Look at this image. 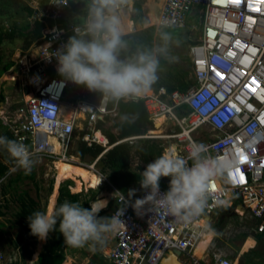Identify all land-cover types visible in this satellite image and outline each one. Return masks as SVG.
<instances>
[{"label":"built area","instance_id":"built-area-1","mask_svg":"<svg viewBox=\"0 0 264 264\" xmlns=\"http://www.w3.org/2000/svg\"><path fill=\"white\" fill-rule=\"evenodd\" d=\"M49 2L42 16L30 5L34 9L31 21L44 18L46 25L38 41L20 52L7 70L15 77L6 80L19 83L30 97L26 95L10 120L0 119L17 141L28 146L31 159L60 161L70 158L76 121L82 113L89 117L88 129L93 131L97 118L113 110L101 98L98 104L86 99L85 87L65 81L56 71L55 58H44L66 43L74 24L64 21L72 0L66 5ZM195 6L197 12H193ZM191 21L199 32L189 46L194 82L185 91L168 92L163 87L141 98L150 116L161 119L160 127H167L166 133L150 137L163 139L164 152L184 157L191 142L203 143L213 157L232 160L234 166L210 181L204 213L187 222L165 216L150 204L135 211L130 203L143 198L144 190L131 197L116 189L111 194L116 203L111 215L118 209L124 212L123 225L112 234L114 244L103 264H160L175 250L188 255L184 264H235L209 248L200 257L194 254L206 230L205 214L221 208L233 207L240 215L249 212L261 221L258 231L264 230V0H164L157 26L183 29ZM201 96H205L203 101ZM220 113L227 117L221 118L222 126L215 122ZM51 137L57 139L61 152L55 151ZM83 139L107 144L104 137L87 132ZM242 156L247 160L242 162ZM99 175L101 183L108 181L105 174ZM160 188L163 192L168 186L160 182ZM21 255L18 248L15 259L21 261ZM0 264H10L1 243ZM86 264L98 263L90 259Z\"/></svg>","mask_w":264,"mask_h":264},{"label":"clouds","instance_id":"clouds-1","mask_svg":"<svg viewBox=\"0 0 264 264\" xmlns=\"http://www.w3.org/2000/svg\"><path fill=\"white\" fill-rule=\"evenodd\" d=\"M68 0H56L53 4L66 5ZM129 0H86V12L80 22L72 26V35L55 51L44 56L57 62L56 71L67 82L85 87L100 96L102 104L118 106L120 102H132L149 95L159 81L161 61H171V48L175 40L172 32L158 30L151 46L138 47L132 51L125 37L128 35L123 17ZM43 15L38 3L33 5ZM167 27V25H165ZM55 31V30H54ZM205 96H201L203 101ZM220 113L216 124L222 126ZM122 120L130 122V114ZM134 119V118H132ZM0 147L16 161L26 173L31 171L33 161L26 144L0 136ZM188 161H191L189 165ZM234 161L213 157L207 145L191 142L187 156L165 151L153 159L141 171L139 184L146 195L131 201L135 211L150 204L165 216L180 221H190L205 211L210 181L230 172ZM162 178H170L167 191H161ZM135 189L129 191L135 195ZM85 208L79 202L65 200L59 206H48L28 215V226L33 236L46 241L49 234L59 231L65 245L92 250L107 244L109 235L118 231L124 212L117 210L111 216L99 213L107 207L92 202Z\"/></svg>","mask_w":264,"mask_h":264},{"label":"rangeland","instance_id":"rangeland-1","mask_svg":"<svg viewBox=\"0 0 264 264\" xmlns=\"http://www.w3.org/2000/svg\"><path fill=\"white\" fill-rule=\"evenodd\" d=\"M79 1V0H78ZM135 5L133 10L127 14L128 18L132 19L134 23V30L132 31V24L130 19H127L126 16L124 17V22L126 26V31L133 32L137 38L146 37V32L149 35L150 29L153 27L152 23H158L159 21V13L163 6L164 0H134ZM132 3V1H130ZM148 2V7L146 5ZM35 3H38L39 8L41 9L42 13L45 14L47 9L49 8L50 2L49 0H35ZM86 0L82 2H75L77 6V10L74 12V16L79 17L84 15V11L86 10L85 7ZM34 5V0H0V29L5 28L8 29L12 25L17 24L19 26L29 23V14L27 6ZM150 7V8H149ZM35 8V7H34ZM128 8V6H126ZM198 11V6L193 7V12ZM150 12V14H149ZM151 17V21L149 16ZM73 18V17H72ZM77 18V17H76ZM43 20H45L43 18ZM146 22V23H145ZM192 21L189 23L187 28L183 29H174L172 32L174 38L178 43H173L171 48V56L175 57V60L161 61V70L159 72V76H163L167 78L169 82H176L177 77L182 76L183 81H190L194 78L193 68H192V61L189 54V46L192 44V41L196 39L199 35V32L196 28L191 27ZM158 30H165L169 31L165 27H160L159 29L155 28L154 26V33L152 36V41L147 46H151L156 39V33ZM24 39L21 37L16 38L13 41H6L4 43V51L7 55L12 56V58L16 59V56L20 51L24 48ZM138 47H143L142 44H139ZM15 77L13 74L9 73V71H5L2 76L0 77V95L1 93L5 96L3 101H0V116L6 117L7 120H10L11 117L16 113L17 109L21 108L25 99L26 95L29 94L27 89H23L19 83L16 81H9ZM9 79V80H6ZM86 98L91 101H99V95L96 93L89 92L86 90ZM74 98L76 95H72ZM107 127L111 125V121L106 124ZM86 129V126H78L75 131L74 140L72 142L71 148L68 151V154L72 153H79V141L83 140V134ZM167 131V127L164 125L161 131ZM159 133V132H156ZM51 143L55 146V151L57 153L61 152V148L51 140ZM171 142V141H170ZM78 145V146H77ZM74 160L73 156H70L69 160ZM76 160V159H75ZM33 164L31 167V171L27 172L28 176L23 183L20 184L19 190H29L33 196L39 197L42 203V208L44 209L46 205L51 206L55 204L56 196L58 194L60 184L64 186H68L71 193L80 194L78 198V202L81 205L84 203L86 205L87 201H90V204L100 197L102 194L104 198H108V200H113L112 196L110 195V189L107 186H100L101 180H99L100 175L99 172L105 174L102 171V164L101 162L96 163V158L92 156H87L84 160L79 162L80 168L75 167L72 168L68 167L70 161L68 160H54L50 157H37L32 159ZM58 162V163H57ZM63 164V167H59ZM73 164V163H72ZM78 164V163H76ZM17 165L12 169H16ZM20 168L17 170L19 171ZM23 170V169H22ZM73 170V172H71ZM24 171V170H23ZM66 171V172H65ZM34 174L35 178L32 180L31 176ZM5 178L0 177V198L2 197V189L1 182ZM85 179V180H83ZM170 179V178H165ZM105 185V184H104ZM80 189H76L78 187ZM141 189V187H140ZM96 194L97 199L93 200V195ZM50 198V199H49ZM91 198V199H90ZM6 199L10 200V208L6 209L3 207V211L8 213L7 216H2L1 218L7 222L4 223V226L0 227V230L6 231V233H0V243L6 242L8 245V237H14L15 234L18 232V228L14 225L15 217H13L16 207H17V196H12L11 194L6 196ZM49 201V203H48ZM53 201V202H52ZM52 202V203H51ZM83 205V206H85ZM46 209V208H45ZM112 210V206L103 210V215L101 217L110 216V212ZM242 210V209H241ZM209 235H212L211 233ZM54 239V235L52 233L49 234L48 239L46 240L48 244L52 242ZM209 240V237H208ZM46 241L40 240L38 237L35 241H27L25 242L21 258L23 264L25 261L28 264H31L32 259H36L38 252L41 250L43 243ZM4 245L5 252L7 253L8 260L10 264L13 263L15 260V252L13 249L11 250L10 247ZM34 251H33V250ZM36 250V252H35ZM73 250V249H72ZM76 251L85 253L86 251L75 249ZM33 252V254H30ZM70 253V252H69ZM25 254V258H24ZM35 254V255H34ZM20 259V257H19ZM26 259V260H25ZM69 264V261L66 262Z\"/></svg>","mask_w":264,"mask_h":264},{"label":"trees","instance_id":"trees-1","mask_svg":"<svg viewBox=\"0 0 264 264\" xmlns=\"http://www.w3.org/2000/svg\"><path fill=\"white\" fill-rule=\"evenodd\" d=\"M26 8L29 11L28 14L30 17L33 13V9L29 6ZM45 25L46 23L44 21L36 19L21 26L14 24L8 29H0V77L15 63L12 56L5 53L4 43L21 37L24 39L23 50H27L41 37L42 30ZM166 29H169V31L174 30V28ZM153 33L154 27L150 29L149 35L146 32V37L142 36L141 38H137L135 34L130 33L125 37V39L128 41L130 49L135 51L139 44H142L143 47L150 44ZM159 77V81L153 87L155 92H158L162 87H165L168 92H172L175 89L185 91L194 82V78L190 81H183L182 76L177 77V81L175 83L169 82L167 78H164L163 76ZM4 99L5 96L1 93L0 101H3ZM114 106L115 105L109 104L110 109L114 108ZM124 114H130V122H126L121 119ZM107 119L113 120V123L109 128H103L104 123L101 120L98 122V127L103 128L104 132L107 134L109 145H112V147L104 153L105 147L103 145L95 142L89 145L86 141H80L78 156L82 159L85 158L86 155L96 158L104 153L99 162L102 164V171L105 172L111 183L124 194L130 196L129 191L132 189L136 190V194L141 191L139 184L141 171H143L146 165L152 162L154 158L163 153V141H161V139L141 137L134 141L118 142L119 140L130 136L152 134L156 129L154 122L150 119L145 102L142 99L132 102H120L117 106V115L114 118L107 116ZM112 128L116 129L117 133H114ZM0 136H6L11 140L17 141L11 130L3 124L1 119ZM72 163L73 162L67 163L68 167L72 166V168H80L81 164ZM16 165V161L9 156L4 148L0 147V177L5 178L1 182V187L3 185L2 195L7 196L11 194L12 196H17V207L13 217L16 218L15 222L22 227V232L15 236L16 239L15 237H8L7 239L10 244H7L8 247H10L11 250L15 249L14 251H17L18 245L23 243L25 240H36L37 237L33 236L30 232L27 217L36 210H45L42 208V203L39 197L33 196L29 190H19L20 184L25 181L28 173L23 171L21 168L17 171L19 169L18 166L15 170H12V168ZM71 172H73V170ZM31 178L34 180V174ZM160 182L165 187L169 184V180L165 178H162ZM80 188L79 186L76 187V189ZM79 196L80 194L71 193L68 186L61 184L55 205L59 206V204H62L65 200L78 202ZM96 199L97 196L94 194L92 201ZM97 203L102 206L106 203V199H102ZM90 206V201H87L85 208H90ZM3 207L6 209L10 208V200L6 199V203L0 206V215L7 216L8 213L2 210ZM3 225L4 222L0 219V227ZM0 233H3V231L0 230ZM51 233L54 235V239L44 248L43 251H41L36 264H62L66 258L64 249L62 248V244L64 242L62 234L59 231ZM30 254H32V252H30L29 255ZM22 259L21 261L15 259L12 264H23L24 259L23 261ZM24 264H28V262L25 261Z\"/></svg>","mask_w":264,"mask_h":264},{"label":"crops","instance_id":"crops-1","mask_svg":"<svg viewBox=\"0 0 264 264\" xmlns=\"http://www.w3.org/2000/svg\"><path fill=\"white\" fill-rule=\"evenodd\" d=\"M74 1L75 2H79V1L82 2L83 0H79V1L78 0L77 1L76 0H72V7L68 8L66 10V19L64 21L67 22V23H70V24L71 23L80 22L83 19V16L82 17L81 16L79 17V15L78 16H74V12L77 10V6H76V4H74ZM130 1H132V3ZM163 3H164V1H163ZM128 5H129L128 8L125 7L124 10H123V16H126V17H127V14H129L133 10V7L135 5V1L134 0H129ZM146 5H147V7L149 6L148 2H146ZM85 12H86V10L84 11V13ZM33 13H34V9H33ZM149 14H150V12H149ZM148 16H149L150 21H151L150 15H148ZM30 17H29V19H30ZM127 19H130L131 24H132L131 25L132 26V31H133L134 30V23L132 22L131 18L127 17ZM34 20H36V19H34ZM41 21H43V20H41ZM44 22H45V20H44ZM151 24H152L153 27L155 26V28H157V29L160 28V27L157 26V23H152L151 22ZM129 32L133 33L131 31H129ZM130 33H128V34H130ZM20 52H25V50H22ZM17 56H16V58H17ZM13 60H14V58H13ZM84 89H85L84 96L86 98L85 93H86L87 89L86 88H84ZM72 98H74V97L72 96ZM99 101H100V96H99ZM99 101L98 102L91 101V102L98 104ZM109 104H108L109 111H112V110L113 111L104 114L102 117H98L96 122L93 123V125L91 126L94 129L93 131L88 129L89 128V117H83L84 116L83 113L80 115L81 117H79L77 119L76 127H75V131H76V128L78 126H83L84 125V126H86L84 134L87 132V133H90L92 136L93 135H97L99 137H104L105 139H107V144L106 145H104L103 143L95 142V143L101 144V145H103L105 147L104 153L108 149H110L112 147V145H109V140H108L107 134L103 130V128H109L112 125V123H113V120H108L107 116H110V117L114 118L117 115V106H114V108L110 109L109 108ZM150 119H152V121L154 122L155 128H156L152 134H155L156 132L160 133L163 126L160 127L159 126L160 122L158 123L151 116H150ZM99 120L103 121V123H104L103 128L102 127H98ZM110 121H111V125L107 127L106 124H108ZM112 131L114 133H117V130L114 129V128H112ZM84 134H83V136H84ZM152 134H147V135H143V136L142 135H140V136H130V137L124 138L122 140H119L118 142L134 141V140H136L138 138H141V137L153 138V137H150V135H152ZM74 136H75V132H74ZM155 139H160V138H155ZM81 141H86V140L83 139ZM161 141H163V139H161ZM86 142L89 145L91 143H93V142L89 143L88 141H86ZM163 152H164V150H163ZM102 155H100L99 157H96V161H95L96 163L99 162V160H100ZM70 156H74V158L76 160H72L71 159V160H68V161L79 164V162L81 163V161L84 160L88 155H86L85 158H83V159L80 158L78 156V154H76V153L75 154L72 153V154H70ZM12 170H14V169H12ZM106 177H107L108 181L102 182V183H99V184H100L101 187L102 186L109 187L110 195H111L113 192H115V190L117 188L111 183V181L109 180L107 175H106ZM102 194L105 195V193H102ZM102 194L100 195V197L95 202L101 201L102 199H106L107 207L104 208L103 210L109 208V206H112V210L110 212V216H111L113 209L116 207V203L113 200H108V198H104L102 196ZM56 198H57V196H56ZM5 203H6V196L2 195V197L0 198V206L5 204ZM48 203H49V201H48ZM55 204H56V201H55ZM83 205H85V204L83 203L82 206ZM47 207H48V204L46 205L45 208H47ZM101 207H104V204ZM241 209L243 210V207H241V205H240V210ZM103 210L99 213V216L104 214ZM1 217H2V215H0V219L2 220V222H4L6 224L7 222H5ZM15 221H16V218H15ZM15 221L13 223L18 228L17 229L18 232L15 234V236H16L18 233L22 232V227H21V225H19ZM205 222H206V230L205 231L208 232V234L205 235V237L202 239V244H201L202 246H208L207 248H209V250H215V251L222 252L223 254H225L228 257H230L235 262V264H264V230L261 231V232L258 231V226L261 223V221H259L258 219L254 218L249 212L245 211L244 215H240L236 211H234L233 207L221 208V209H218V210H216V211H214L212 213H206L205 214ZM1 231H3V230H1ZM3 233H6V231H3ZM210 233L212 235H209ZM208 237H209V240H208ZM15 239H16V237H15ZM27 241H31V240L30 239L25 240L23 243L18 245L17 249L20 248L22 250L25 242H27ZM3 244L8 246L6 242H4ZM113 244H114L113 235L110 234L108 242H107V244L105 246H103V247L97 246L96 250H92L90 245L85 246L83 248H78V250H81V251L85 250L86 251L85 253H82V252L76 251L75 250L76 248H72V247H69V246L65 245V243L63 242L62 245H64L63 249H64V253H65L66 258H65V260H64V262L62 264H66L67 261H69V264H86L87 261L90 260V259L95 260L98 264H103L105 262L106 256L110 252ZM47 245H48L47 241L45 243H43L42 248L38 252V255H37L36 259H34V257H33L31 264H36V261L38 260L39 254L41 253V251L44 250V248ZM35 252H36V250H35ZM199 252H201V249H199ZM15 254H16V252H15ZM32 254H33V252H32ZM169 254L170 253H168L166 256H168ZM194 254H195V252H194ZM195 256H197V255L195 254ZM197 257H200V256H197ZM164 258L162 259V261L164 260ZM171 260H173V259H171ZM178 260H179L180 263H184L183 261L188 262V255L185 254V253H181L178 256Z\"/></svg>","mask_w":264,"mask_h":264},{"label":"bare ground","instance_id":"bare-ground-1","mask_svg":"<svg viewBox=\"0 0 264 264\" xmlns=\"http://www.w3.org/2000/svg\"><path fill=\"white\" fill-rule=\"evenodd\" d=\"M30 97V94L28 95V98ZM65 109V108H64ZM161 119H158L157 120V122L159 123V121H160ZM104 136V135H103ZM51 140H53V142H54V144L56 143L57 145H58V147H60V145H59V142L57 141V139H55V138H53V137H51ZM63 166V164L62 165H60L59 167H62ZM208 234V232H204L203 233V237L201 238V240L199 241V244H198V246H197V248H196V250H195V254L197 255V256H201L204 252H205V250L207 249V247L208 246H202L201 244H202V239L205 237V235H207ZM209 244V243H208ZM207 244V245H208ZM199 249H202L201 250V252H199ZM169 263H171V264H174V263H172V261H168Z\"/></svg>","mask_w":264,"mask_h":264},{"label":"water","instance_id":"water-1","mask_svg":"<svg viewBox=\"0 0 264 264\" xmlns=\"http://www.w3.org/2000/svg\"><path fill=\"white\" fill-rule=\"evenodd\" d=\"M180 254H181V252L179 250H175L174 253H170L168 256H166L164 258V260L162 261V264H171L168 261L179 263L178 256ZM171 259H173V260H171ZM182 264H184V263H182Z\"/></svg>","mask_w":264,"mask_h":264},{"label":"snow or ice","instance_id":"snow-or-ice-1","mask_svg":"<svg viewBox=\"0 0 264 264\" xmlns=\"http://www.w3.org/2000/svg\"><path fill=\"white\" fill-rule=\"evenodd\" d=\"M235 2H239V0H235ZM254 82V81H253ZM247 160V157L246 156H242L241 157V161L242 162H244V161H246ZM237 171H239V170H237ZM240 180H241V182H243V180H244V177H243V174H241V176H240Z\"/></svg>","mask_w":264,"mask_h":264},{"label":"flooded vegetation","instance_id":"flooded-vegetation-1","mask_svg":"<svg viewBox=\"0 0 264 264\" xmlns=\"http://www.w3.org/2000/svg\"><path fill=\"white\" fill-rule=\"evenodd\" d=\"M201 250H202V249H201ZM172 263H174V264H182V263H180V262H179V263L172 262ZM160 264H162V261H161V263H160Z\"/></svg>","mask_w":264,"mask_h":264}]
</instances>
